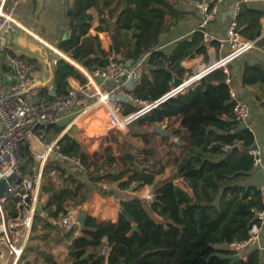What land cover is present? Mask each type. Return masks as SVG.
Segmentation results:
<instances>
[{
    "label": "trees",
    "instance_id": "1",
    "mask_svg": "<svg viewBox=\"0 0 264 264\" xmlns=\"http://www.w3.org/2000/svg\"><path fill=\"white\" fill-rule=\"evenodd\" d=\"M177 1L74 0L65 14L71 34L58 48L89 69L95 65L104 66L113 49L111 46L107 51L102 47L99 33L116 34L122 47L118 57L137 60L149 54L142 83L135 95L147 103L158 101L186 79V69L182 65L185 60L202 56L206 63L209 62L208 47L200 31L190 35L191 40L188 37L179 40L174 47H160L162 35L183 16L175 8ZM114 2H118L120 13L109 25L112 11L106 10ZM93 8L101 16L95 36L90 34L93 17L89 11ZM263 18L264 8L244 3L237 17L241 34L250 40L259 39L264 31ZM212 47H217V43ZM30 61L34 60L30 58ZM228 70L229 75L222 69L212 72L186 92L139 118L135 122L139 127L166 122L171 130L166 136L156 130L136 134L145 144L144 148H135L129 143L118 150L109 146L98 163L80 142L75 129L64 135L60 141L62 153L80 161L81 171L89 181L115 185L120 191H128L137 184L139 187L135 191L147 185L155 186L154 200L128 197L129 210L137 214L135 229L131 222H125L127 217L120 212L125 207L121 195L117 198L116 193L105 192L92 183L89 188L84 177L51 162L42 188L48 196L43 207L46 216L37 215L45 231L37 239L45 242L51 238L46 243L48 249L39 248L47 264H54L52 247L65 241L53 220L67 213L70 204L79 213H85L83 205L89 190L92 196L88 211L94 219L86 215L83 232L68 246V264H264L259 250L249 253L246 260L236 263L229 260L233 255L229 245L248 238L251 225L256 222V211L262 210L263 204L260 187L243 183L256 170L253 157L248 154L256 147V137L234 120L235 102L225 84L230 77L236 90L249 88L248 97L252 96L251 101L264 109V56L253 50L231 62ZM71 78L85 82L72 64L59 58L53 78L59 94L67 93ZM247 102L252 109L253 102ZM62 130L56 127L51 134L59 135ZM92 141L84 140L93 152L98 141ZM235 146L240 151L223 160L228 152H223L222 148ZM158 148H162L163 154L157 152ZM27 156L30 161L29 153ZM160 164L158 170L156 167ZM97 166L99 170H95ZM172 166L176 169V179L184 183V188L173 180L156 183L157 176ZM52 171H55V180L49 176ZM117 199H120V207ZM106 246L109 248L107 256L103 254Z\"/></svg>",
    "mask_w": 264,
    "mask_h": 264
},
{
    "label": "built area",
    "instance_id": "2",
    "mask_svg": "<svg viewBox=\"0 0 264 264\" xmlns=\"http://www.w3.org/2000/svg\"><path fill=\"white\" fill-rule=\"evenodd\" d=\"M20 2L0 0V70H7V76L13 79L7 83L3 77L0 78V182L14 177L7 181L5 192L0 196V261L5 260V264H27L25 257L40 211L42 187L49 164L54 162L65 167V161L83 168L78 159L62 153L60 141L66 133L75 129L86 147L84 140L91 143L94 142L92 139H96V152L110 134L124 132L161 103L193 87L191 84L194 80L197 79V85L218 69L229 75L228 65L253 50L264 56V31L259 39L250 40L239 30L237 17L242 1H236L228 9L222 10L225 0H190L200 14V22L190 35L196 31L202 32L208 52L214 50L220 54L214 64L185 79L160 100L147 103L136 97L135 90L142 83L149 54L137 60L122 59L112 50L107 56L106 65H95L91 69L64 56L80 72L85 82L71 78L67 93L59 94L53 81L43 87L42 79L33 77V72L41 68L39 62L25 59L10 46L7 30L22 29L16 20ZM217 21L228 23L225 34L210 30V26ZM188 38L191 40L190 36ZM214 42L217 47H212ZM57 62L58 59H54L55 66ZM225 84L229 86L231 99L235 102L234 120L247 124L251 117V106L238 97L230 77L226 78ZM136 107L137 110H132ZM56 127L63 130L55 136L51 132ZM246 127L255 135L251 126ZM229 149L222 148L225 153ZM248 154L253 157L255 169L263 167V150L259 146L249 150ZM49 176L55 180V171L50 172ZM97 185L103 189L108 186L110 189L116 188L104 183ZM145 189L142 198L153 201L154 189L149 185ZM260 191L263 208L256 211V222L251 225L248 238L229 245L233 255L244 260L253 250L264 249V184L260 186ZM77 216L76 212L67 211L54 223L61 232L73 233L79 227ZM103 254H109L108 246Z\"/></svg>",
    "mask_w": 264,
    "mask_h": 264
},
{
    "label": "crops",
    "instance_id": "3",
    "mask_svg": "<svg viewBox=\"0 0 264 264\" xmlns=\"http://www.w3.org/2000/svg\"><path fill=\"white\" fill-rule=\"evenodd\" d=\"M236 1H242L243 4L247 3L253 7H256V8H264V0H225V4H224L222 10L228 9ZM73 2H74V0H21L19 6L17 8L16 20L22 26V29H19L17 32H19V34H21L22 36L26 37L30 42H34L36 44H39L40 46L44 47L45 49L49 48V49H54V50L58 51L57 49H59L58 48L59 44L64 39H66V38L63 39V37H66L65 35L66 34L68 35V32H69V26L67 24V19H66L65 14H66V11L72 6ZM175 8L179 12H182L183 16L180 17L179 20L176 23H174V25H172L162 35L161 41H160V47L164 48V49L170 48L172 46L174 47L175 44L179 40L189 37L190 34L196 29V27L198 26V24L200 22L199 10L190 3V0H178L176 5H175ZM89 14H91V16L93 17L92 22H94V25H92L93 27L90 30V34L95 36L97 34L95 29L97 28L96 22L98 20L97 19L98 17L96 18V16H99V13H98L97 9L93 8L89 11ZM60 22L63 24L65 23V25H66L65 29L66 30L61 35V37H59V36L57 37V34L60 31V28L58 26ZM261 24H262V27L264 30V18L261 19ZM227 25H228L227 22L217 21L210 26V30H212V32H216L218 34H225V29H226ZM61 27H63V25H61ZM59 38H60V40H59ZM99 38H100L102 47L104 49H106L107 51H109L111 46H112V44H110V43H112L110 33L109 32L99 33ZM15 50L21 54H22V51H24V50L18 49V48H15ZM25 52H28L30 54L29 51H25ZM60 54L63 55L62 53H60ZM214 54H216V55H214ZM217 55H219V53L217 51L210 50L209 51V57L210 58H209L208 63H206V61L205 62L203 61L202 56H199L198 58H196L194 60H185L183 62V66L186 69V79L199 74L200 72H202V70H205L209 65L214 64L218 60L215 57ZM51 56L53 57V55H51ZM65 56H67V55L65 54ZM35 57L40 58L38 55ZM200 57H201V59H199ZM31 59L34 60L36 58L31 57ZM42 63L43 64L40 63L41 68H39L33 72V77L36 79H42L43 80V77L45 75L46 66H45L43 60H42ZM1 75L7 83H11L13 81V79H11L9 76H7V70H2ZM2 77L0 76V78H2ZM240 77H241V75L239 74L238 79H240ZM235 89H236V87H235ZM250 91L251 90L249 88H242V87H238V90H236V92L240 94V96H241L240 98H245L246 101H249V100H247L246 97H248ZM252 98L253 97L251 96L249 99H252ZM254 108H255V105H253V107H252L251 117L248 120L247 124H242V126L249 125L254 129L255 136H256V145L259 146L263 150V164H264V109L262 108L263 111L257 112V110ZM77 136L81 142L82 141L81 135L77 133ZM86 149L88 151H90V153H92V151L88 148V146L86 147ZM70 168L72 169L71 173H75V175H76L78 169L74 168V167H70ZM81 177L85 178V180H86L85 183L87 184V186L89 188H91V183L87 181L86 176L82 175ZM262 178H264V177H262ZM173 181L175 182L176 185H179L182 188L185 187L184 183L180 179L175 178ZM263 182L264 181H262V183ZM262 183L261 182L258 183L257 178H255L254 182L248 183V184L249 185H257L258 187H260ZM185 190L187 192H191L188 189H185ZM41 195H42V193H41ZM91 196H92V192L89 190V196L87 198L88 204H89V200H90ZM114 196L116 197V194ZM140 197L142 198L143 196H140ZM107 200L113 201V199H111V198H109ZM46 201H48V197L47 196L46 197L41 196V205H40L39 213L42 216H46V213L43 210L45 203H47ZM106 203H107V201H106ZM117 203H118V206L120 207L118 199H117ZM88 207H90V205H88ZM84 209L87 211V213L85 212L87 215L92 216L91 212L88 211L89 208L88 209L84 208ZM53 223H54V220H53ZM54 225H55V223H54ZM35 227H37V224L35 225ZM58 232L60 233L61 237H64V235L67 234V233L61 232L59 229H58ZM44 233H45V231H44V229H42V226H41V231L36 232V230L34 229L33 237L30 241V255L33 254V252L31 251L32 249L36 250L39 247H42V246H45L48 244L47 242H49V240L51 238L46 240L45 242H41L40 239H37V237H41L42 235H44ZM51 235H54V231H51ZM80 235H81V233L79 232V229H78L76 232H74V234L72 236L64 239L65 240L64 244L52 247L51 253L53 255L59 257V260L66 261V256L68 254V246L71 244V242L74 238H76ZM105 243H107V241H105ZM263 243H264V234H263ZM66 264H68V263H66Z\"/></svg>",
    "mask_w": 264,
    "mask_h": 264
},
{
    "label": "rangeland",
    "instance_id": "4",
    "mask_svg": "<svg viewBox=\"0 0 264 264\" xmlns=\"http://www.w3.org/2000/svg\"><path fill=\"white\" fill-rule=\"evenodd\" d=\"M107 12L108 11H112V17H109V19H108V23H109V25H112L113 23H114V21H115V19H116V17L119 15V13H120V8H119V5H118V2H114L113 4H111L108 8H107V10H106ZM98 17V18H97ZM96 18L98 19L97 20V22H96V25L97 26H99V24H100V15L99 16H96ZM61 25H63V27H61ZM92 25H94V22H92ZM59 28H60V31L58 32V34H57V37L59 36V37H61V35L65 32V27H66V25H65V23L63 24V23H59ZM93 27V26H92ZM112 34H110V36H111ZM66 37L68 36L67 34L65 35ZM66 37H63V39L64 38H66ZM131 37V36H130ZM59 40H60V38H59ZM65 40V39H64ZM110 44H112V43H110ZM43 45V44H42ZM48 51H49V53L51 54V55H53V57L57 60V59H59V58H62V59H64V56H65V54L61 51V50H59V49H57L60 53H62L63 55H61L59 52L57 53V52H55L53 49H49V48H46ZM19 54H21V53H19ZM23 57H25V59H27V60H30V58L32 57V58H36V59H34V61L35 62H39V63H41V64H43L42 63V60L40 59V58H38V57H35V56H33V55H31V53L29 54L28 52H25V51H22V54H21ZM214 55H216V54H214ZM219 56H220V54L219 55H217V56H215L216 57V59H219ZM203 58V57H202ZM210 58V57H209ZM199 59H201V57L199 58ZM203 61L205 62V58H203ZM0 76L2 77V75H1V70H0ZM247 98V100H249L251 103L253 102V104L255 105V108L254 109H256L257 110V112H261V111H263L262 110V107H261V105L259 104V103H257L256 101H251V99H249L248 97H246ZM168 123H166L165 122V124L164 125H160V124H158V125H155V126H152V127H146V126H144V127H139L138 125H137V123H133V124H131L128 128H127V130H125L124 132H113L112 134H110L109 135V137H107V139H104V143L103 144H100V147H99V149L96 151V152H94L93 154H91L90 153V151H88L89 153H90V155L92 156V158H94L95 160H97V162L99 163L100 161H101V159L103 158V156H104V154H105V149L107 148V147H109V146H113V148H115V150H118L119 148L121 149V146H123V144L124 143H129V144H131L132 146H134L135 148H144L145 147V144L141 141V139L140 138H138V137H136L135 135L136 134H142V133H145V132H152V131H154V130H157V129H162L165 133H168V132H170L171 130H169L168 129ZM162 148H158L157 149V152L158 153H162V150H161ZM163 154V153H162ZM80 170H82V168L79 166V165H76ZM158 170H160V168H161V164L159 165V166H157L156 167ZM68 170H69V172H71L72 171V169L70 168V167H68L67 168ZM75 170V169H74ZM95 170H99V167L97 166L96 167V169ZM76 171V170H75ZM73 174H75V173H73ZM84 175L81 171H79V170H77V173H76V176H80V175ZM81 175V176H82ZM262 177H264V164H263V167L262 168H260V169H257V170H255L254 172H253V174L249 177V178H246L245 179V181L243 182V183H245V184H248V183H252V182H254L255 181V178H257V180H258V183H262V181H264V178H262ZM87 178V177H86ZM176 178V169H175V167H169V168H166L165 170H164V173L163 174H161V175H159V176H157V178H156V183H159V182H161V181H163V180H174ZM263 179V180H262ZM46 181V180H45ZM45 181H44V183H45ZM87 181L88 182H90V183H92L91 181H89L88 179H87ZM92 184H94V183H92ZM262 184H264V182L262 183ZM261 184V185H262ZM94 185H96V186H98V187H100L99 185H97V184H94ZM44 186V185H43ZM150 187H152V186H150ZM43 188V187H42ZM133 188H135L134 189V192H133V194H130L129 193V191H120V190H118L117 188H115V189H110V187L108 186V188H104L107 192H110V193H116V194H119V195H121L122 197H123V199H124V203H125V207H124V212H125V214H126V223L129 221V222H131L132 223V226H137V224H136V220H137V214L135 213V212H131L130 210H129V203H128V197H132V196H143L145 193H146V189H145V187H143V188H141L140 190H138V191H135L136 190V185H134L133 186ZM92 192V191H91ZM42 197H46L47 195L46 194H44L43 193V191H42V195H41ZM88 196H89V191H88ZM48 197V196H47ZM109 199V198H108ZM47 202V201H46ZM46 204V203H45ZM89 204H88V202H87V200H86V202H85V207H84V205H83V210L87 213V211L84 209V208H86L87 209V206H88ZM67 211H74V212H76L77 214H80L79 213V211H78V209H75V208H73L72 207V204H70V205H68L67 206ZM92 217V216H91ZM93 218V217H92ZM94 219V218H93ZM125 223V224H126ZM36 224H37V230H36V232H38V231H41V226H42V222L41 221H38L37 220V222H36ZM118 227V226H117ZM116 227V228H117ZM263 234H264V232H263ZM70 236H72V234H65L64 235V238H68V237H70ZM40 249H44V248H47L48 249V245H45V246H42V247H39ZM36 249V250H34V249H32L31 251L33 252V254L32 255H30V244H29V247H28V250H27V253H26V257H25V259H26V262H27V264H47L46 262H45V260H44V258L41 256V253H40V249ZM261 248L263 249V247L261 246ZM259 251L261 252V261H262V263H264V249L263 250H261V249H259ZM53 261H54V264H66L67 262L66 261H63V260H59V257H57V256H55L54 255V259H53ZM0 264H5V260L4 261H0Z\"/></svg>",
    "mask_w": 264,
    "mask_h": 264
},
{
    "label": "water",
    "instance_id": "5",
    "mask_svg": "<svg viewBox=\"0 0 264 264\" xmlns=\"http://www.w3.org/2000/svg\"><path fill=\"white\" fill-rule=\"evenodd\" d=\"M6 34L9 36L10 46H12L13 48L22 49L24 51H29L32 55H34V56L38 55L43 60L45 66H46V71H45V75L43 77L41 85L43 87H45L48 84H50L54 78V69H55L54 67H55V65H54V58L49 54V52L44 47L40 46L39 44H36L34 42H30L26 37L22 36L21 34H19V32L13 30L12 28H9L6 32ZM111 40H112V49H113L115 55L121 56L122 47H121V43H120L118 36L116 34H112ZM196 82H197V79L192 82L191 86L192 85L194 86L196 84ZM156 132L158 134H162L165 136L167 135V133H165L162 129H157ZM239 151H240V148L238 146L232 147L229 149L226 156H224L222 159L223 160L230 159L234 155H236ZM13 179H14V177L0 182V196H2L3 193L5 192L7 181H11ZM138 187H139V184L136 185V189ZM154 187L155 186H152L153 189H154ZM134 189L135 188L129 189L128 190L129 193L133 194ZM123 212H124V210H123ZM86 215H87L86 213H80L77 216V222L79 224L78 229H79L80 233H82L84 228H85ZM134 228L137 229V226H135ZM229 260L232 263H236L239 260H241V258H240V256L232 255L229 257Z\"/></svg>",
    "mask_w": 264,
    "mask_h": 264
},
{
    "label": "bare ground",
    "instance_id": "6",
    "mask_svg": "<svg viewBox=\"0 0 264 264\" xmlns=\"http://www.w3.org/2000/svg\"><path fill=\"white\" fill-rule=\"evenodd\" d=\"M189 65V64H188ZM203 71V70H202ZM63 165L66 167V168H68V167H74V168H77L79 171H81L76 165H73V164H70L69 162H63ZM82 172V171H81ZM100 188V187H99ZM100 189H102L103 191H105V192H107L105 189H103V188H100ZM118 194H116V197H118L117 196ZM118 200H120V199H118ZM89 207L87 206V209H88ZM123 210H124V208H122L121 209V213L122 214H124L125 216H126V214L123 212Z\"/></svg>",
    "mask_w": 264,
    "mask_h": 264
}]
</instances>
